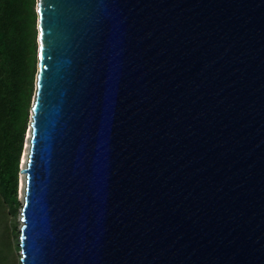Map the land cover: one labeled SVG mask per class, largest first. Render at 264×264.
Returning a JSON list of instances; mask_svg holds the SVG:
<instances>
[{
	"label": "water",
	"instance_id": "95a60500",
	"mask_svg": "<svg viewBox=\"0 0 264 264\" xmlns=\"http://www.w3.org/2000/svg\"><path fill=\"white\" fill-rule=\"evenodd\" d=\"M19 264H264V0H37Z\"/></svg>",
	"mask_w": 264,
	"mask_h": 264
},
{
	"label": "trees",
	"instance_id": "16d2710c",
	"mask_svg": "<svg viewBox=\"0 0 264 264\" xmlns=\"http://www.w3.org/2000/svg\"><path fill=\"white\" fill-rule=\"evenodd\" d=\"M36 1L0 0V264H11L13 252L7 219L19 208V162L35 91Z\"/></svg>",
	"mask_w": 264,
	"mask_h": 264
},
{
	"label": "rangeland",
	"instance_id": "374dc122",
	"mask_svg": "<svg viewBox=\"0 0 264 264\" xmlns=\"http://www.w3.org/2000/svg\"><path fill=\"white\" fill-rule=\"evenodd\" d=\"M24 140H25V138H24ZM23 145H24V143H23ZM20 161H21V158H20ZM16 198H17V201L19 203V208L17 210V213L14 217L9 216L7 219V223L9 225L11 231L13 232V233H11V231H10V234H11L10 240H11V243L13 246V252H12V255L10 257L11 264H19V258H20V246H19L20 245V162H19V173H18V178H17Z\"/></svg>",
	"mask_w": 264,
	"mask_h": 264
}]
</instances>
